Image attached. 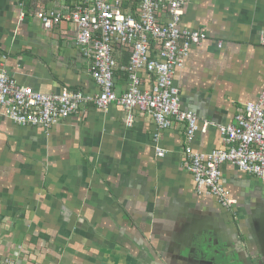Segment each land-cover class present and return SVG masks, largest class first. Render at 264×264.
<instances>
[{"label":"crops","instance_id":"obj_1","mask_svg":"<svg viewBox=\"0 0 264 264\" xmlns=\"http://www.w3.org/2000/svg\"><path fill=\"white\" fill-rule=\"evenodd\" d=\"M138 5L126 0V11ZM72 7L0 0V70L44 94H98L76 26L45 29L38 16ZM181 25L207 35L174 74L181 107L198 119L189 139L184 123L161 130L139 109L129 126L115 103L84 105L50 129L18 125L0 108V264H264V180L222 164L237 201L227 208L184 165L187 145L224 148L218 126L264 90V0H187ZM130 55L129 46L113 50L119 95ZM139 75L150 90L155 75Z\"/></svg>","mask_w":264,"mask_h":264},{"label":"built area","instance_id":"obj_2","mask_svg":"<svg viewBox=\"0 0 264 264\" xmlns=\"http://www.w3.org/2000/svg\"><path fill=\"white\" fill-rule=\"evenodd\" d=\"M72 1L74 7L70 11L47 9L38 16L45 29L65 20L76 26V43L90 63L99 93L63 90L58 94H44L20 85L2 69L0 108H5L7 117L21 126L50 129L62 118L80 112L84 105L106 109L115 103L127 112L129 126L134 120L133 109H139L149 114L161 130L184 123L187 138H191L199 130L198 119L195 113L181 107L174 74L184 66L191 48L207 35L181 25L187 0H139L136 15L126 11V0ZM117 45L131 49L126 67L130 83L120 95L114 90L117 64L113 50ZM141 70L155 75L150 90H141ZM207 125L204 124L203 130ZM218 129L225 147L206 154L187 145L184 165L199 188H206L208 194L230 208L237 201L221 183L222 164L232 163L241 171L264 180V90L256 102L246 104L235 116V122L219 125ZM157 153L163 156L165 152L157 148ZM6 264L12 262L6 260Z\"/></svg>","mask_w":264,"mask_h":264},{"label":"water","instance_id":"obj_3","mask_svg":"<svg viewBox=\"0 0 264 264\" xmlns=\"http://www.w3.org/2000/svg\"><path fill=\"white\" fill-rule=\"evenodd\" d=\"M205 244V243H203ZM219 264H227V261H221Z\"/></svg>","mask_w":264,"mask_h":264}]
</instances>
